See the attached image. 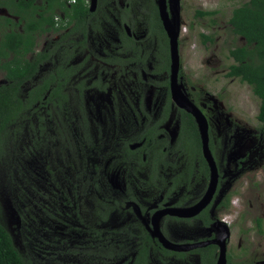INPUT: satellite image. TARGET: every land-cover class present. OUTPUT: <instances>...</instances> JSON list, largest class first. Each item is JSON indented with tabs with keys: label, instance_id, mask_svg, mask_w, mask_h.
<instances>
[{
	"label": "flooded vegetation",
	"instance_id": "af4514ba",
	"mask_svg": "<svg viewBox=\"0 0 264 264\" xmlns=\"http://www.w3.org/2000/svg\"><path fill=\"white\" fill-rule=\"evenodd\" d=\"M159 1L0 0V85L22 80L12 69L25 59L37 66L17 93L33 100L26 161L42 169L31 193L48 196L32 213L34 252L51 256L42 264H264L261 100L227 75L231 56V80L217 92L192 79L182 64L183 0H164L167 22H180L176 87L206 120L205 146L173 96ZM204 34L213 38L200 36L204 45L215 41ZM235 82L258 100L245 141L225 105Z\"/></svg>",
	"mask_w": 264,
	"mask_h": 264
},
{
	"label": "rangeland",
	"instance_id": "374dc122",
	"mask_svg": "<svg viewBox=\"0 0 264 264\" xmlns=\"http://www.w3.org/2000/svg\"><path fill=\"white\" fill-rule=\"evenodd\" d=\"M246 1L248 0H183V19L185 20V25L188 27V34H186L183 39L182 49L184 54L182 64L184 69L189 72L196 83L207 86V88L213 92H217L219 87L223 85L227 86V80H231L225 77L223 70L228 69V66L233 62L229 55V50L240 45V42L232 33L229 20L232 16L233 9ZM199 10H215L217 13L213 16L200 17L196 15ZM202 32L211 34L215 41L208 45H204L200 37V33ZM161 43L163 47H161L160 52L166 50L164 48V43H166L165 37L161 38ZM212 55H216L221 62L216 63V59L210 60ZM207 60L211 62L208 63ZM200 80H203L204 83ZM213 80H220V85L215 86ZM1 81L3 80H0V82ZM229 90L230 91L224 95V97L227 98L225 105L228 104L232 107V113L229 115L233 122L241 124L242 128H244L245 133L243 134V140L245 141L254 135V127L257 126L255 118L258 113V100L252 95L251 88L247 87L245 84L235 82L229 86ZM26 134L25 132L24 136L21 137H24L28 145L30 144V140L27 138ZM256 141L257 140L253 139L248 142L246 144L247 147H253ZM6 145L10 146L5 151L6 156H9L15 162H21L25 159L21 144L17 142L13 144L6 143L4 144V148ZM262 146L261 150L264 153V141L262 142ZM58 152L63 151L59 150ZM24 163L27 165V168L34 173V179L36 178L37 180L35 170L42 169L41 164H35L33 161H25ZM1 171L5 177L8 175L7 177L11 176L14 178L13 183H8L9 181L6 180L7 183L0 188V202L4 222L15 237L18 238L22 250L25 251L26 247L24 244H21L20 237H23V233H28L32 236L36 235V224L32 219V213L36 215V208L27 210L24 201L21 200V203L17 202L15 195L21 188H24L26 190H23V196L27 197L29 194V196H33V200L35 201L37 198H44L46 200V202H44L45 205L48 204V196L47 194H43V196L37 194V196L35 195L36 197H34L31 193L33 191L32 187H30V189L26 188L23 180L24 176L15 168V163H6L3 168H0V173ZM40 178L42 179V177ZM17 181L20 182L21 187L15 186L17 185ZM38 220L41 221V223H45L46 221L44 220H48L47 215H42ZM48 251L49 249L46 247L44 252L39 250L37 254L34 253L38 255L39 258L44 257L43 259H50L51 256H48ZM43 253L45 255H43ZM33 258L36 259V256H33Z\"/></svg>",
	"mask_w": 264,
	"mask_h": 264
},
{
	"label": "trees",
	"instance_id": "16d2710c",
	"mask_svg": "<svg viewBox=\"0 0 264 264\" xmlns=\"http://www.w3.org/2000/svg\"><path fill=\"white\" fill-rule=\"evenodd\" d=\"M80 10L81 8H79ZM216 13L215 10H199L197 12L200 17L213 16ZM229 22L232 33L243 37L246 43L229 50V54L235 62L230 65L227 75L238 77L252 86L254 93L261 100L258 119L264 128V0H248L234 8ZM200 36L204 43L213 39L204 33H201ZM26 43L31 47V42ZM12 70L19 71L23 77L22 80H12V86L0 85V168H3L6 163H15V168L24 176L26 188L32 187L33 189L35 184V180L31 177L33 172L24 163L27 158H31L33 147L31 144L26 145L24 137H21L24 136L26 128H34L31 116L26 114V111L32 106L33 100L19 98L17 92H20L22 83L32 79L37 71V66L36 63L25 59ZM28 139H31V136ZM15 142L21 144L22 153H25V159L21 162H15L5 155V151L10 146L6 145L4 148V144ZM7 176L5 177L1 171L0 188L7 183L6 180L9 181L8 183L14 182L13 177ZM15 186L21 187L20 182L17 181ZM23 190L26 189L21 188L16 193V201L19 203L21 200L24 201L27 210L35 208L36 201L33 200V196L28 194L27 200V197L23 196ZM3 217L0 202V264H42L40 261L42 258H39L33 251L36 242L35 236L23 233V237H20L21 244L26 247L23 251L18 238L11 232ZM33 256H36V259Z\"/></svg>",
	"mask_w": 264,
	"mask_h": 264
},
{
	"label": "water",
	"instance_id": "95a60500",
	"mask_svg": "<svg viewBox=\"0 0 264 264\" xmlns=\"http://www.w3.org/2000/svg\"><path fill=\"white\" fill-rule=\"evenodd\" d=\"M159 3H160L165 27L170 37V43H171V49H172V92H173V96H174V99H176V101L181 105V107H184L196 117V120L199 124L201 134L205 141V146H206L208 134H207V123H206L204 116L193 105V103L190 102V100H188V98L185 95H183V93L176 87L179 68H180V58H179V52H178V38L180 35V22L177 21L176 24L170 23V21L167 22V16L165 15V12H164L165 2L164 0H160ZM177 13L178 14L180 13L179 5H177Z\"/></svg>",
	"mask_w": 264,
	"mask_h": 264
}]
</instances>
